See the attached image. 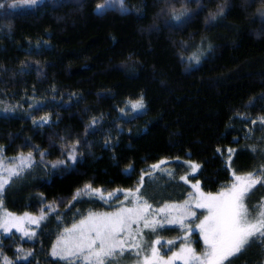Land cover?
Masks as SVG:
<instances>
[{"label":"trees","instance_id":"obj_1","mask_svg":"<svg viewBox=\"0 0 264 264\" xmlns=\"http://www.w3.org/2000/svg\"><path fill=\"white\" fill-rule=\"evenodd\" d=\"M106 1L0 0V158H25L0 211L46 214L32 239L0 232V264H81L51 253L65 229L109 207L92 189L143 177L148 197L176 203L191 196L188 180L216 193L233 173H261L250 148L264 144V0L97 9Z\"/></svg>","mask_w":264,"mask_h":264},{"label":"snow or ice","instance_id":"obj_2","mask_svg":"<svg viewBox=\"0 0 264 264\" xmlns=\"http://www.w3.org/2000/svg\"><path fill=\"white\" fill-rule=\"evenodd\" d=\"M38 0H25V3H31L35 5ZM122 2V0H121ZM4 5L0 4V8ZM264 15V13H261ZM174 20L180 21L181 17L175 15ZM142 107V102L140 104ZM44 123H47V118H42ZM259 123L264 124V117L259 118ZM232 152V149L228 150ZM31 154H29V159ZM20 159V165L23 167L25 160L23 157ZM68 159L73 163L76 162L75 148L73 146V153L68 156ZM58 164H63L65 161H58ZM165 163V161H161ZM3 166V162L0 161V167ZM31 166L30 164L28 165ZM57 165H53L56 167ZM154 169L159 165H153ZM193 171L199 166L192 165ZM7 176L0 175V194L3 193L5 186L11 181L13 176H19L20 171L16 167L6 168ZM235 182L230 185L226 192H221L217 195L211 193L205 194L199 190L198 185H193L199 192V199L196 202L197 208H204L208 210L206 215L199 223L195 224V229H198L203 237V242L206 245L205 251L201 254H197L195 249L190 246V243L184 244L180 247L179 252H173L171 256L165 259L159 254V249L151 246L161 245L162 241L157 238L149 245V255L143 257V264H174L175 260L182 259L184 264H226L233 258L241 255L245 252L253 243H260L264 245V203H261L258 207H249L247 201L249 194L258 184H264V176L257 175L255 173H247L246 175H237L233 173ZM183 180H187L186 177H181ZM143 184V177L141 178V186ZM91 189V185L86 186ZM94 193H100V189H92ZM139 193V188L132 192L129 190L130 195H136ZM112 193H109L111 196ZM142 199V197L140 198ZM0 204H2V196H0ZM188 201H185V205ZM152 206L143 201L137 208L121 209L115 214H105L102 217L94 218L93 214L85 220H81L79 224H74L70 229H65L67 233H74L75 243L72 247L65 244L62 251L76 254V252L84 253L87 255L85 259L89 260V264L94 260L95 264H109L110 261L116 260L118 257L123 256L126 252L135 251L136 256H140V249L142 244L135 243V236H141L143 233L136 232L135 236L131 230L132 223H138L140 220L144 221L143 227L149 229L152 232H156L157 228L165 226L164 221L160 220H148L144 213H146ZM176 205H166L164 208H160L158 212H165L166 208H177ZM187 215L195 217V213L191 212ZM12 218L11 213H6L5 218L0 221V228L10 232L12 227H17L18 230L24 232L25 236H34L35 233H30L24 229H20L17 221L27 218L31 223L38 224L40 218L30 217L27 213L24 217L12 218L13 222L10 223ZM169 225H179L189 232L192 231L190 225L185 223V215H180L167 220ZM121 233H127V237H131L133 242L129 245L128 239H121ZM164 244H175L174 240H167ZM60 244V241H57ZM53 256H60L62 259H67L66 256H62L61 252L57 248H53ZM30 255V253H29ZM26 259L27 257H22ZM11 264V262H8ZM139 264V261H137Z\"/></svg>","mask_w":264,"mask_h":264},{"label":"rangeland","instance_id":"obj_3","mask_svg":"<svg viewBox=\"0 0 264 264\" xmlns=\"http://www.w3.org/2000/svg\"><path fill=\"white\" fill-rule=\"evenodd\" d=\"M43 0H38V2H41ZM19 5H32L31 3H25V0H19ZM37 2V3H38ZM116 6L120 9H124V4L123 0H107L105 5H99L97 9H103L105 6ZM258 142L253 144V148H250L253 151V156L256 162L258 161L261 169V173L257 175L264 176V144L259 147H257ZM261 148V149H260ZM25 159V158H24ZM3 162V166L0 167V175H5L7 176L9 173L5 171L6 168H12L16 167L18 170V164H11L8 163L5 160H1ZM252 173V172H248ZM237 175H246L247 173H236ZM191 184L192 188V194L191 196L186 200H183L181 202H174V203H162L155 201L151 199L150 197L147 196V193L142 189L143 184L141 186V183L135 188L131 189L132 192H135L137 188H139V193L136 195H130L129 190H115V191H110V192H104L101 191L98 193V196L106 203L109 205V207L105 210H102L100 212L96 213H91L93 214L94 218L102 217L105 214H115L121 209H127V208H137L143 201H147L148 204H150L152 207L144 213L145 217L148 220H160L165 222V226L162 228H157L156 232H152L149 229H146L143 227L144 221L140 220L138 223H132L131 224V230L133 232V235L135 236L136 232H141L143 235L141 236H135V243L142 244L143 247L140 249V256L135 255V251L129 253L126 252L123 256L118 257L114 261H110L109 264H137V261H139V264H143V257L145 255H149V245L151 244L152 241L155 239L159 238L162 241L161 245H154L151 244V246H154L159 249V254L163 256L165 259H167L169 256L172 255L173 252H179L180 247H182L186 243H190V246L195 249L197 254H201L205 251L206 245L203 242V237L200 234L198 229H195V224L199 223L200 220H202L206 215H208V210L204 208H197L196 207V202L199 199V192L197 191L196 188L193 187V185H198L199 190L204 192L205 194H208V192H205L200 184L198 182H193L188 180ZM235 182V178L232 183ZM231 183V184H232ZM230 184V185H231ZM226 187L225 189L216 192V193H211L213 195H217L221 192H226L228 188ZM109 193H112L111 196H109ZM142 197V199H140ZM185 201H188V204L185 205ZM249 207L256 206L258 207L261 203H264V184H258L256 187L252 190V192L249 194L248 201H247ZM166 205H176L178 206L177 208H166L165 212L161 213L158 212L157 210L160 208H164ZM194 212L196 215L195 217H192L191 215H187L188 213ZM6 213H11L12 218H17V217H24L25 213L22 214H17L8 210H1L0 211V221H2L5 218ZM30 217H36L40 218L43 216V219L39 220L38 224L31 223L27 218L21 221H17L19 228L24 229L30 233H35L37 232V229L39 226L43 223V221L46 218V214L43 213H28L26 212ZM180 215H185V223L190 225L192 228V231L189 232L187 229L179 226V225H169L167 224V220L170 218H174ZM89 216V215H88ZM87 216V217H88ZM86 217V218H87ZM12 218L10 219V223L13 222ZM86 218L82 219L85 220ZM80 222V221H79ZM76 223V224H79ZM173 226L179 227L181 230H183V233L181 236H173V237H167L166 235H170L168 232L171 230L169 228H172ZM70 229V228H69ZM0 232L4 234H8L11 232H18L22 236L32 239L34 236H25L24 232L21 230H18L17 227H12L11 231L8 232L3 228H0ZM193 232H197L199 235V239L202 244L201 250H197L194 239L192 237ZM75 235L74 233H67L64 232L61 237L58 239L60 241V244L55 245V248H57L58 251L61 252L62 256L67 257V261L71 263H78L80 262L81 264H89V260L85 259L87 253H80L76 252V254H71L69 252H64L62 249L64 248L65 244H67L69 247H72L75 243ZM121 239L127 238L129 245L133 242L131 237H127V233H121L120 236ZM167 240H174L175 244H164V241ZM60 257V256H59ZM257 261L259 264H264V245H261L260 243H253L245 252H243L241 255L235 257L232 259L231 264H257ZM91 264H95V261L92 260ZM174 264H184V261L182 259H177L175 260ZM226 264H229V262H226Z\"/></svg>","mask_w":264,"mask_h":264},{"label":"bare ground","instance_id":"obj_4","mask_svg":"<svg viewBox=\"0 0 264 264\" xmlns=\"http://www.w3.org/2000/svg\"><path fill=\"white\" fill-rule=\"evenodd\" d=\"M58 245V244H57Z\"/></svg>","mask_w":264,"mask_h":264}]
</instances>
